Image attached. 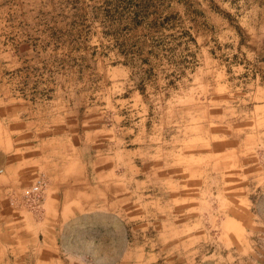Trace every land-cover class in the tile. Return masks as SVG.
<instances>
[{
	"label": "rangeland",
	"instance_id": "rangeland-1",
	"mask_svg": "<svg viewBox=\"0 0 264 264\" xmlns=\"http://www.w3.org/2000/svg\"><path fill=\"white\" fill-rule=\"evenodd\" d=\"M0 1L9 113L53 101L131 264H264V0Z\"/></svg>",
	"mask_w": 264,
	"mask_h": 264
},
{
	"label": "crops",
	"instance_id": "crops-1",
	"mask_svg": "<svg viewBox=\"0 0 264 264\" xmlns=\"http://www.w3.org/2000/svg\"><path fill=\"white\" fill-rule=\"evenodd\" d=\"M3 5L0 1V11L7 8ZM5 69L9 70L8 64ZM6 82L0 78V258L11 264H131L133 258L137 260L131 256L122 215L113 208L120 200L116 179L111 173L99 179L88 177L73 132H53V101L49 108L43 106L47 112L30 116L35 121L10 114L9 106L16 100H11ZM257 94L261 97L254 111L264 117V84ZM38 119L48 125L30 129ZM41 174L49 184L35 215L19 207L23 190L16 187L27 189ZM104 218H112L113 224H94ZM121 238L124 252L117 245Z\"/></svg>",
	"mask_w": 264,
	"mask_h": 264
},
{
	"label": "built area",
	"instance_id": "built-area-1",
	"mask_svg": "<svg viewBox=\"0 0 264 264\" xmlns=\"http://www.w3.org/2000/svg\"><path fill=\"white\" fill-rule=\"evenodd\" d=\"M47 185V178L45 175L41 174L30 187L23 189L20 206L25 207L34 213L40 212L43 203V194Z\"/></svg>",
	"mask_w": 264,
	"mask_h": 264
}]
</instances>
